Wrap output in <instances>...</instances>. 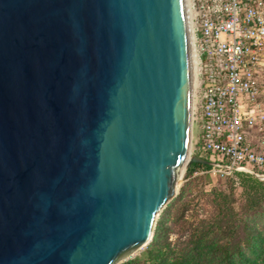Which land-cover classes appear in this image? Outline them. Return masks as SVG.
I'll return each mask as SVG.
<instances>
[{
    "label": "water",
    "instance_id": "obj_1",
    "mask_svg": "<svg viewBox=\"0 0 264 264\" xmlns=\"http://www.w3.org/2000/svg\"><path fill=\"white\" fill-rule=\"evenodd\" d=\"M185 0H0V264H122L192 164Z\"/></svg>",
    "mask_w": 264,
    "mask_h": 264
},
{
    "label": "built area",
    "instance_id": "obj_2",
    "mask_svg": "<svg viewBox=\"0 0 264 264\" xmlns=\"http://www.w3.org/2000/svg\"><path fill=\"white\" fill-rule=\"evenodd\" d=\"M185 6L197 71L191 153L210 163L196 175L230 178L238 187L242 175L264 182V0H185Z\"/></svg>",
    "mask_w": 264,
    "mask_h": 264
},
{
    "label": "trees",
    "instance_id": "obj_3",
    "mask_svg": "<svg viewBox=\"0 0 264 264\" xmlns=\"http://www.w3.org/2000/svg\"><path fill=\"white\" fill-rule=\"evenodd\" d=\"M202 170L208 171L209 166L192 164L186 177L192 178ZM222 179L231 180L236 186L233 179ZM193 181L184 185L174 203L162 214L144 259L125 264H264V237L250 220L251 216L264 215V182L252 176L242 175L239 186L250 193L242 210L246 216L237 212L232 194H214L215 214L211 220L199 229H191L186 239L180 237L174 244L169 241L172 231L168 221L175 215L185 223L183 220L194 200ZM188 231L185 229L183 233ZM249 251L256 253L257 258L253 259Z\"/></svg>",
    "mask_w": 264,
    "mask_h": 264
},
{
    "label": "rangeland",
    "instance_id": "obj_4",
    "mask_svg": "<svg viewBox=\"0 0 264 264\" xmlns=\"http://www.w3.org/2000/svg\"><path fill=\"white\" fill-rule=\"evenodd\" d=\"M262 99L264 101V92L262 95ZM252 133L253 137L255 138V145H259L260 142L257 133H255V131H253ZM192 156L204 158L203 154H194ZM186 176L187 171L182 174V177L178 183V195L169 202V204L166 206L164 211L161 213L159 219L157 220L154 229V235L158 228V222L160 221L162 214L168 209L170 205L174 203V201L179 196L181 189L190 180H194L192 185L194 200L190 207V210L186 213L185 218L183 220L185 223H182V221H180L179 218L175 215H173L168 221L169 229H171L172 231L169 236V241L173 244L180 237H184L183 240L186 239L190 232H192L194 229H199L204 222H209L211 220V217L215 214V206L213 204L214 194H219L221 192L232 194L234 196V204L237 209V212H240L243 217L246 216L244 215L245 213L242 210L246 206V198L250 194L248 192V189L237 187L232 183L231 180L222 179L216 176L196 175L189 179ZM250 220L256 227L258 233L264 237V215L260 213L256 216H251ZM185 229H189V231L187 233H183ZM149 245L143 250L136 252L127 262L137 259H144L145 253L148 250ZM249 255L253 257V259L257 258V254L253 251H249ZM127 262H124L122 264H125Z\"/></svg>",
    "mask_w": 264,
    "mask_h": 264
},
{
    "label": "bare ground",
    "instance_id": "obj_5",
    "mask_svg": "<svg viewBox=\"0 0 264 264\" xmlns=\"http://www.w3.org/2000/svg\"><path fill=\"white\" fill-rule=\"evenodd\" d=\"M188 21H189V28H190V38H191V61H192V94L194 98V92L196 87V63H195V48H194V37H193V26H192V15L188 12ZM194 105V100H193Z\"/></svg>",
    "mask_w": 264,
    "mask_h": 264
}]
</instances>
